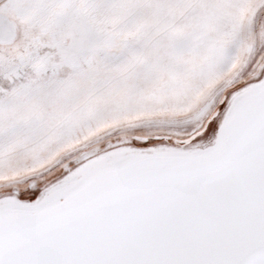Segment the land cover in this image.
<instances>
[{"label":"snow or ice","instance_id":"snow-or-ice-1","mask_svg":"<svg viewBox=\"0 0 264 264\" xmlns=\"http://www.w3.org/2000/svg\"><path fill=\"white\" fill-rule=\"evenodd\" d=\"M0 264H264V0H0Z\"/></svg>","mask_w":264,"mask_h":264}]
</instances>
